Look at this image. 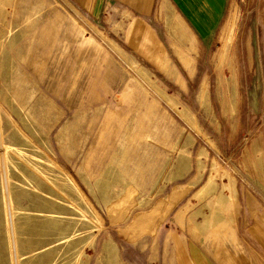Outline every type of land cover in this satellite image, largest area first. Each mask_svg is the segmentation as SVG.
I'll return each instance as SVG.
<instances>
[{"label": "rangeland", "instance_id": "374dc122", "mask_svg": "<svg viewBox=\"0 0 264 264\" xmlns=\"http://www.w3.org/2000/svg\"><path fill=\"white\" fill-rule=\"evenodd\" d=\"M161 3L0 0V264H190L264 224V0L204 52Z\"/></svg>", "mask_w": 264, "mask_h": 264}, {"label": "crops", "instance_id": "0c3cea01", "mask_svg": "<svg viewBox=\"0 0 264 264\" xmlns=\"http://www.w3.org/2000/svg\"><path fill=\"white\" fill-rule=\"evenodd\" d=\"M131 1L135 4L142 2ZM151 2L152 0H143L145 6L139 8L145 11ZM228 3L229 0H162L159 11L161 14L174 13L182 19L192 38L194 49L204 52L209 49L206 45L211 47L219 35L227 17ZM194 63L183 65L195 69ZM248 226L243 232L237 223L224 224L218 230L206 233V237L200 235L194 239L190 236L185 241L189 263L264 264V224L254 223Z\"/></svg>", "mask_w": 264, "mask_h": 264}]
</instances>
